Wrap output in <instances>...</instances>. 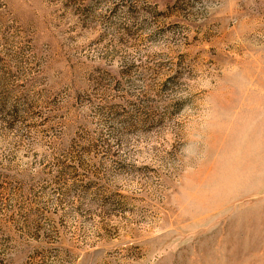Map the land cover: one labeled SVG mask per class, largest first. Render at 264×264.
<instances>
[{
	"label": "rangeland",
	"instance_id": "1",
	"mask_svg": "<svg viewBox=\"0 0 264 264\" xmlns=\"http://www.w3.org/2000/svg\"><path fill=\"white\" fill-rule=\"evenodd\" d=\"M0 264H264V0H0Z\"/></svg>",
	"mask_w": 264,
	"mask_h": 264
}]
</instances>
